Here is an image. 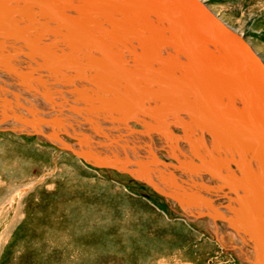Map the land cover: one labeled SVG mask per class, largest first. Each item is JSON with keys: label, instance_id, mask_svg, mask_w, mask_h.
Here are the masks:
<instances>
[{"label": "bare ground", "instance_id": "6f19581e", "mask_svg": "<svg viewBox=\"0 0 264 264\" xmlns=\"http://www.w3.org/2000/svg\"><path fill=\"white\" fill-rule=\"evenodd\" d=\"M159 1L173 16L154 0L0 1V130L75 136L82 143L75 156L173 197L188 216L247 236L254 263L264 264V86L237 54L259 72L264 60L204 1L232 32L229 44L185 2ZM74 124L109 133L111 144L84 138ZM174 127L193 156L167 164L153 149ZM149 138H156L152 149ZM97 144L116 156L97 157ZM196 172L227 206L215 210L200 201L201 191H190V181L201 183ZM187 189L200 200L191 201Z\"/></svg>", "mask_w": 264, "mask_h": 264}, {"label": "rangeland", "instance_id": "374dc122", "mask_svg": "<svg viewBox=\"0 0 264 264\" xmlns=\"http://www.w3.org/2000/svg\"><path fill=\"white\" fill-rule=\"evenodd\" d=\"M202 1L264 60V0ZM72 127L86 139L94 134ZM173 132L175 139L166 131L159 150L153 149L167 164L193 156L185 132ZM107 135L92 137L110 145ZM74 137L0 130V264H255L253 240L204 216H188L126 173L85 162L72 152L82 145ZM155 139L146 142L153 146ZM98 144L97 157L116 156ZM167 145L174 147L168 153ZM255 160L254 169L263 171ZM202 175H192L201 183L189 185L204 198L187 189L189 199L212 201L215 210L227 206L225 195L210 197Z\"/></svg>", "mask_w": 264, "mask_h": 264}, {"label": "water", "instance_id": "95a60500", "mask_svg": "<svg viewBox=\"0 0 264 264\" xmlns=\"http://www.w3.org/2000/svg\"><path fill=\"white\" fill-rule=\"evenodd\" d=\"M0 1H4V0H0ZM185 2L186 4H188L189 6H191L198 14L199 18H204L205 21H207V23H209V25L217 32V34L220 36L221 40L224 43L229 44V42L232 38V32L227 29L224 25H222L217 19L216 17L199 1V0H180ZM154 2L158 5V8L161 12H163V14H171L170 11L167 9L166 6H164L159 0H154ZM173 16V15H172ZM174 22L178 21L176 20V18H173ZM232 48V46H231ZM232 51L234 52V49L232 48ZM236 51V50H235ZM238 53V52H236ZM238 58L241 60L242 64L244 65V67L246 68L247 73L250 75V77L259 85L264 86V69H262L263 71L259 72V70L257 71L256 69H254L253 66H251L250 64H246L244 63V59H242L241 54H237ZM262 117H264V114L261 115ZM106 168H114L112 166H106ZM172 200H174L173 197H168Z\"/></svg>", "mask_w": 264, "mask_h": 264}, {"label": "crops", "instance_id": "0c3cea01", "mask_svg": "<svg viewBox=\"0 0 264 264\" xmlns=\"http://www.w3.org/2000/svg\"><path fill=\"white\" fill-rule=\"evenodd\" d=\"M138 143H139V142H138ZM138 143H137V144H138ZM149 146H150V148L152 147V145H150V144H149ZM168 146H169V145H167V147H166L167 153L169 152V150H171V147H170V149H169ZM144 147H145V145H144ZM140 148H141V145H140ZM140 148H138L137 150H139ZM151 149H152V148H151ZM140 154H144L142 150H141ZM102 160H103V159H102ZM140 164H141V163H140ZM141 165H142V164H141ZM141 165H140V166H141Z\"/></svg>", "mask_w": 264, "mask_h": 264}]
</instances>
